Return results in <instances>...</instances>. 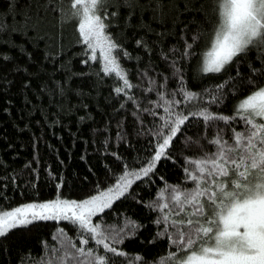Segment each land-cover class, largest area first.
Masks as SVG:
<instances>
[{
	"label": "trees",
	"instance_id": "16d2710c",
	"mask_svg": "<svg viewBox=\"0 0 264 264\" xmlns=\"http://www.w3.org/2000/svg\"><path fill=\"white\" fill-rule=\"evenodd\" d=\"M69 3L0 0V24L5 29L0 32V47L12 58L0 60V206L4 210L54 200L58 195L80 201L96 194L97 185L106 189L114 184V175L119 176L125 164L138 170L152 154L155 140L149 130L167 119L164 108L158 106L156 90L171 93L179 88L172 76L173 60L184 69L185 84L194 92L220 84L237 70V79H246L251 74L250 61L259 66L250 55L223 74L202 76L198 72L217 22L215 0H131V8L120 6L124 0H109L105 10L109 14L119 10V15H109L106 23L112 27L108 31L131 54L127 58L121 53L119 63L133 87L116 93L122 81L102 72L99 56L96 61L88 59L91 53L85 54L87 46L77 23L66 18ZM196 34L201 35L194 45L196 55L179 59L185 41L191 43ZM137 40L145 42L148 50L138 47ZM173 48L180 51L171 52ZM259 83L264 84V78ZM149 87L156 90L149 92ZM238 98L229 96L213 111L232 116ZM174 99L183 97L177 92ZM186 105L187 101L176 110L187 111ZM221 126L227 134V126ZM235 126L241 127L239 122ZM214 131L190 118L182 127L183 135L174 141L173 159L159 162L154 175L135 181L111 209L93 219L102 228L118 227L127 219L140 226L117 245L126 253L113 257L117 264H128L136 256L147 264H159L175 250L167 239L173 230L155 223L163 215L155 205L161 196L159 203L170 202L166 187L192 186L185 178V159L199 158L202 152L194 143L184 147V142L191 137L204 151H211L207 140ZM118 133L124 134L123 140ZM65 239L83 246L78 230L67 222L39 221L12 230L0 238V264H48L56 259ZM83 247H93L100 254L102 246L90 241Z\"/></svg>",
	"mask_w": 264,
	"mask_h": 264
},
{
	"label": "snow or ice",
	"instance_id": "6c2138e0",
	"mask_svg": "<svg viewBox=\"0 0 264 264\" xmlns=\"http://www.w3.org/2000/svg\"><path fill=\"white\" fill-rule=\"evenodd\" d=\"M108 3L109 0H70L66 18L77 23L82 43L87 46L85 54L91 53L88 59L96 61L99 50L102 72L114 74L122 81V87L115 89L116 93H121L133 85L119 57L122 53L130 58L131 54L108 31L112 27L106 23L109 15H119V10L110 14L105 10ZM215 3L217 22L198 72L202 76L223 74L242 57L250 55L259 61V66L250 61L251 74L246 79H237L240 76L237 70L235 76L229 75L220 84L194 92L185 84L184 69L173 60L172 76L179 81V88L171 93L148 88L149 92L157 91L161 101L158 106L164 108L167 119L149 130L155 143L144 164L138 170L125 164L122 173L114 175V184L106 189L97 185L96 194L80 201L58 195L54 200L29 202L7 211L0 206V238L39 221L67 222L74 231L78 230L79 245L87 246L94 241L95 245L102 246L100 254H95L97 249L93 247L78 246L71 239H65L56 259L48 264H117L113 257L126 256L117 245L140 226L127 219L118 227L102 228L100 223H93V219L111 209L114 201L124 197L135 181L154 175L159 162L173 159L174 141L179 140L178 134L183 135L182 127L190 118H197L206 130H215L207 140L212 150L204 151L199 141L192 142L188 137L184 147L194 143L202 152L199 158L185 159V178L192 186L166 187L170 202L159 203L163 196L157 199L155 207L163 215L155 223L166 224L173 230L167 239L175 249L159 264H264V84L259 83V79L264 78V0H215ZM120 6L131 8V0H124ZM4 31L0 24V32ZM199 39L201 35L196 34L191 37V43L185 41L179 59L195 56L194 45ZM136 43L148 50L145 42L137 40ZM11 59L0 47V60ZM167 79L165 77V82ZM164 87V84L160 86ZM177 92L182 100L174 99ZM229 96L239 97L232 116L213 111ZM185 101L188 110L177 111L176 107ZM143 111L155 115L150 109ZM237 122L240 128L235 126ZM221 125L227 126V134ZM118 135L124 139L123 133ZM59 232L64 235L65 229ZM134 261L147 264L140 256L130 259L128 264Z\"/></svg>",
	"mask_w": 264,
	"mask_h": 264
},
{
	"label": "rangeland",
	"instance_id": "374dc122",
	"mask_svg": "<svg viewBox=\"0 0 264 264\" xmlns=\"http://www.w3.org/2000/svg\"><path fill=\"white\" fill-rule=\"evenodd\" d=\"M210 48V47H209ZM97 56L100 57V54H99V50H97ZM100 59L102 60V58L100 57ZM103 62V61H102ZM46 202V201H45ZM23 205V204H22ZM20 206V205H19ZM12 209V208H11ZM11 209H8V210H11ZM7 211V210H6Z\"/></svg>",
	"mask_w": 264,
	"mask_h": 264
}]
</instances>
